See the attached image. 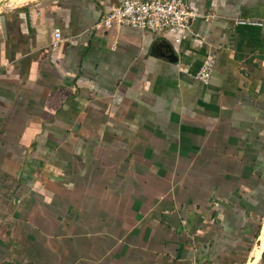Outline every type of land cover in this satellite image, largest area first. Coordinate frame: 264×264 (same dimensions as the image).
<instances>
[{
	"label": "crops",
	"instance_id": "obj_1",
	"mask_svg": "<svg viewBox=\"0 0 264 264\" xmlns=\"http://www.w3.org/2000/svg\"><path fill=\"white\" fill-rule=\"evenodd\" d=\"M186 1L180 44L0 9V264H264V0Z\"/></svg>",
	"mask_w": 264,
	"mask_h": 264
},
{
	"label": "built area",
	"instance_id": "obj_2",
	"mask_svg": "<svg viewBox=\"0 0 264 264\" xmlns=\"http://www.w3.org/2000/svg\"><path fill=\"white\" fill-rule=\"evenodd\" d=\"M208 17L200 16L186 0H121L120 5L108 12L97 23L94 31H120L123 28L137 29L158 35L162 38H172L175 44H180L193 24ZM240 24L259 25L250 21H239ZM62 42L61 32L56 30L51 48L57 49ZM215 61L208 58L200 67L195 79L208 84L212 78ZM194 264H209L197 262Z\"/></svg>",
	"mask_w": 264,
	"mask_h": 264
},
{
	"label": "water",
	"instance_id": "obj_3",
	"mask_svg": "<svg viewBox=\"0 0 264 264\" xmlns=\"http://www.w3.org/2000/svg\"><path fill=\"white\" fill-rule=\"evenodd\" d=\"M10 0H0V9L5 6ZM2 10V9H1ZM173 53V52H172Z\"/></svg>",
	"mask_w": 264,
	"mask_h": 264
},
{
	"label": "rangeland",
	"instance_id": "obj_4",
	"mask_svg": "<svg viewBox=\"0 0 264 264\" xmlns=\"http://www.w3.org/2000/svg\"><path fill=\"white\" fill-rule=\"evenodd\" d=\"M24 3H25V2H24ZM24 3H21V4H24ZM18 5H20V4H16V5L11 6V7H15V6H18ZM6 8H10V7H5V8H3L2 10L6 9ZM0 11H1V10H0Z\"/></svg>",
	"mask_w": 264,
	"mask_h": 264
},
{
	"label": "bare ground",
	"instance_id": "obj_5",
	"mask_svg": "<svg viewBox=\"0 0 264 264\" xmlns=\"http://www.w3.org/2000/svg\"><path fill=\"white\" fill-rule=\"evenodd\" d=\"M25 4V3H24ZM5 8V7H4Z\"/></svg>",
	"mask_w": 264,
	"mask_h": 264
}]
</instances>
